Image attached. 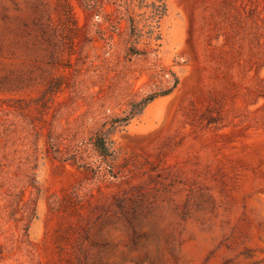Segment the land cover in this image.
I'll list each match as a JSON object with an SVG mask.
<instances>
[{"label": "rangeland", "instance_id": "obj_1", "mask_svg": "<svg viewBox=\"0 0 264 264\" xmlns=\"http://www.w3.org/2000/svg\"><path fill=\"white\" fill-rule=\"evenodd\" d=\"M0 264H264V0H0Z\"/></svg>", "mask_w": 264, "mask_h": 264}, {"label": "trees", "instance_id": "obj_2", "mask_svg": "<svg viewBox=\"0 0 264 264\" xmlns=\"http://www.w3.org/2000/svg\"><path fill=\"white\" fill-rule=\"evenodd\" d=\"M158 2L160 3V1ZM163 14L164 6L162 4L157 5L153 18L159 20ZM131 31L132 36L137 35L136 28L133 25ZM151 36H153L152 30L148 33V37ZM153 40L158 41L160 38L156 36ZM159 47L160 46L157 45V48ZM152 52L156 53L157 50H153ZM149 82H152V86L154 87L150 93L143 95L138 101H132L129 104V111L124 117H116L109 122H105L101 129L91 139V145L98 156L102 158H111L114 154L113 142L110 139L111 135L120 128L126 127L132 119L138 117L153 101L170 95L178 85V78L173 72L166 71L162 67L156 66L149 76Z\"/></svg>", "mask_w": 264, "mask_h": 264}]
</instances>
